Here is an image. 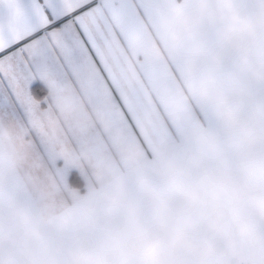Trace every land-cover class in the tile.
<instances>
[{"label": "crops", "instance_id": "obj_1", "mask_svg": "<svg viewBox=\"0 0 264 264\" xmlns=\"http://www.w3.org/2000/svg\"><path fill=\"white\" fill-rule=\"evenodd\" d=\"M145 7L117 72L127 108L66 88L39 120L0 118V264H126L117 255L133 232L93 226L116 229L163 192L185 190L206 192L194 206L261 216L254 240L196 234L201 246L144 233L160 242L158 264H264V0Z\"/></svg>", "mask_w": 264, "mask_h": 264}, {"label": "snow or ice", "instance_id": "obj_2", "mask_svg": "<svg viewBox=\"0 0 264 264\" xmlns=\"http://www.w3.org/2000/svg\"><path fill=\"white\" fill-rule=\"evenodd\" d=\"M146 0H0V118L39 120L66 88L124 107L117 75ZM75 179V177H73Z\"/></svg>", "mask_w": 264, "mask_h": 264}, {"label": "rangeland", "instance_id": "obj_3", "mask_svg": "<svg viewBox=\"0 0 264 264\" xmlns=\"http://www.w3.org/2000/svg\"><path fill=\"white\" fill-rule=\"evenodd\" d=\"M181 193L182 195H187V199L183 196L180 198L179 194ZM192 193L196 192L192 191ZM190 194V190L182 192L172 191L171 193L170 191H166L158 197L154 194L153 196L157 197L154 208L147 206L135 208L138 216L134 215L133 218H118L116 229L110 227L105 228L104 225L99 227V225L102 224L99 223L96 227L93 226L94 231L95 229L103 231H118L117 229H119L122 231L130 230L133 232V240L129 241V243L131 242L132 244L128 243L130 246L127 250L128 254L117 255L119 258L118 261L126 264H148L146 257H142V254L139 252L144 242L142 235L147 232L154 233L158 230H163L166 233H177L180 235L182 241H186V243L191 242L193 245L200 243L201 246L202 242H205L206 239L200 237V239L197 240V235L205 234L207 237L210 236L208 239L217 241L216 237L221 234L220 231L224 232L223 234L228 235L237 230H243L244 232H240L243 233L242 242L245 243V245L252 244L254 239L253 225H251L253 222L251 220H253V218H261V216L252 215L248 208L244 209L233 205H211V203L207 205L205 203L206 205L204 206H194L192 200H190ZM176 195H178V198ZM197 195L200 198L201 196L206 195V192L197 191ZM161 202L165 205L162 218L157 215V210ZM152 209L157 217L152 216ZM146 210L149 211L147 213L149 216L147 218H143ZM139 212H142V214ZM245 219H249L250 222L248 223ZM159 220L160 223H158ZM189 235H192L193 238L189 239ZM90 237L87 238V240L91 242L94 240L95 236L92 235L93 238ZM182 244L184 243L182 242ZM119 247L121 246L119 245ZM171 256L173 255H170V257Z\"/></svg>", "mask_w": 264, "mask_h": 264}, {"label": "clouds", "instance_id": "obj_4", "mask_svg": "<svg viewBox=\"0 0 264 264\" xmlns=\"http://www.w3.org/2000/svg\"><path fill=\"white\" fill-rule=\"evenodd\" d=\"M201 94L204 96H207V90L206 89H201ZM190 198L193 200H198L199 197L196 193H191ZM257 207L260 212L264 213V200H261L258 202ZM165 205L163 202L158 207L157 210V215L158 217L162 218L163 217V212H164ZM181 240V237L179 234L174 233L172 234L171 237V243H179ZM142 250L143 253L148 261V264H158L159 261V253H160V242L159 241H147L143 242L142 244Z\"/></svg>", "mask_w": 264, "mask_h": 264}, {"label": "trees", "instance_id": "obj_5", "mask_svg": "<svg viewBox=\"0 0 264 264\" xmlns=\"http://www.w3.org/2000/svg\"><path fill=\"white\" fill-rule=\"evenodd\" d=\"M73 177H76V175L74 173L71 176V181L74 180ZM80 189L83 191L84 190L83 186H80Z\"/></svg>", "mask_w": 264, "mask_h": 264}]
</instances>
